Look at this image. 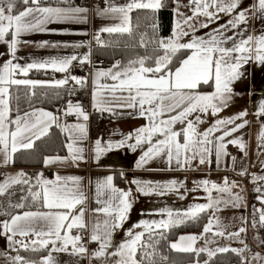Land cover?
Instances as JSON below:
<instances>
[{
  "label": "snow or ice",
  "instance_id": "1",
  "mask_svg": "<svg viewBox=\"0 0 264 264\" xmlns=\"http://www.w3.org/2000/svg\"><path fill=\"white\" fill-rule=\"evenodd\" d=\"M174 24L171 35L161 37L158 35V25L152 24L154 36L146 39V33L141 35L138 45L145 49V55H137L127 63L117 60L108 69H97L94 74V108L103 112H114L116 108L132 109V114L145 118L147 123L130 133L123 139L108 141L102 146L101 139L95 142L96 159L113 149L128 146L135 151L137 146L149 145L147 151L140 157L137 167L142 166L154 157L164 155L169 164L175 160L177 165L189 164L191 160L198 159L204 164L211 156L213 150L217 160L228 155L226 152L225 137L243 128L247 121L236 124L235 120L242 118L246 113H241L228 120L218 119L216 124L200 131L198 125L202 123V113L213 115L221 112L229 105L234 91L233 85L240 80L244 73L241 69L249 62L264 65V31L258 35L244 33L249 20V9L241 8L242 0H189L183 4L182 0H174ZM21 5L23 6L21 8ZM164 6L163 0H128L125 5H109L101 10V15L113 14L120 20L119 23L104 26L99 29L95 39L98 44L103 42L100 33H133L131 13L135 10H150L157 12ZM188 8L190 14L181 11ZM261 18H264V0H258L255 6ZM86 8H63L46 6L42 0H0V44L6 51H0V59L7 56L0 63V166H8L15 162V154L21 150H32L36 142L50 134L53 126L59 128L66 138L64 147L69 153L61 157L46 156L43 159L45 167L53 164H74L79 166V161L84 160V149L79 143L87 139V124L89 115L79 103L68 101L63 115H73L77 122L63 123L61 117L43 108H32L30 111H21L18 101L19 96L14 95L13 89L25 87L30 90V95L35 96L37 87H63L69 79L77 84L86 83V77L65 76L64 79L54 81H40L28 79L32 70L52 69L56 72L69 73L73 62H90L89 57L79 58L76 55L64 57H49L47 59L21 64L17 56L19 45L30 43L23 40L22 36L33 32L49 31L45 25L61 20H83L87 13ZM118 14V16H116ZM221 14L232 18L225 23L212 28L206 36H198L200 29H209L210 25L221 20ZM228 33H233L228 35ZM87 34V33H83ZM229 42L231 44L229 45ZM152 45L151 52H148ZM60 47L61 45L42 41L40 47ZM68 47L69 45H63ZM81 47L82 44L72 45ZM109 78L112 83H102V79ZM207 86L212 90L205 92ZM108 93L111 99L105 98ZM17 103L14 105L13 100ZM59 111V110H58ZM193 114H196L194 118ZM258 115H264V102L259 106ZM83 121V122H81ZM185 125L181 131L176 130V125ZM232 124L234 127L228 128ZM222 131L216 137L215 132ZM264 140V129L260 134ZM134 140V144L128 141ZM228 143L238 144L241 149L244 144L237 139ZM211 146V147H210ZM235 161V157L232 158ZM245 175L246 172H241ZM113 176H108L95 183V201L98 205L92 210L94 216H103L92 225L90 240L98 244L97 250L92 253L94 259L102 264H108V257H116L115 264H155L157 245L159 240L153 234L163 238V229L172 226L173 213L168 211V219L160 221H141L136 227L140 232L128 231V238L113 247V235L120 229L132 209L131 191H125L113 184ZM260 179H264L261 177ZM131 183L138 185L137 191L145 195L160 189H174L176 181L167 185L152 186V182L133 180ZM205 191L216 190L220 194H227L230 199L215 198L209 195V203L196 205L185 216L195 219L199 213L214 209L220 211V205L239 207L243 203L240 193H233L235 182L224 178L223 185H217L208 180L199 181ZM25 186L26 196L21 201L31 199L35 210L23 211L17 214H8L9 219L0 222V231L8 236L12 245H19L25 251L31 248L37 251L40 248L52 246L51 251L64 252L71 247L76 255L85 254L88 249L81 243V235H72L73 229L87 230L88 224L84 219L88 195L84 191L82 178L79 176H61L54 174L47 178L44 174L29 176L24 171L15 175H7L0 181V196L11 194L15 186ZM210 185V188L208 187ZM257 199L264 204V192L256 189ZM10 207L23 209L25 204L18 202ZM259 219L253 220V226L264 227V208L256 209ZM242 226L235 232L226 233L225 230H215L219 219L215 216L209 219L200 236H181L177 242L171 243L170 248L179 252L195 253L199 256L206 253L209 259L217 253L232 251L241 255L247 248L236 249L229 247H196L204 234L212 232L214 236L239 238L241 233L247 231V220L241 218ZM147 234V239L145 236ZM16 236L26 239L16 240ZM211 241H205L206 244ZM244 243L243 240L240 241ZM19 249H17L18 251ZM161 260L167 257L161 256ZM253 259H262L257 253ZM13 264H30L23 256L16 255L12 258ZM40 264H54L51 254L44 257ZM196 264H199L197 260ZM209 264V261H205ZM241 264H247L242 259Z\"/></svg>",
  "mask_w": 264,
  "mask_h": 264
},
{
  "label": "crops",
  "instance_id": "2",
  "mask_svg": "<svg viewBox=\"0 0 264 264\" xmlns=\"http://www.w3.org/2000/svg\"><path fill=\"white\" fill-rule=\"evenodd\" d=\"M127 2L128 0H65L64 2L43 3L46 6L52 7L86 8L88 9L87 13L79 14L81 17L86 16V22H84L82 19L79 21L71 19L54 21L45 25V27L49 30L47 32H33L22 36L23 40L29 41L30 43L19 45V50L17 52V56L20 58L19 62L21 64H26L32 62L33 60L41 61L49 57H64L71 55H76L79 58L88 56L90 61L94 58H102L94 56L95 48L99 45L107 43L109 39L111 40L114 38L113 34L118 33H100V39L103 42L102 44L96 43L95 37L99 29L104 26L117 24L120 22V20L114 17L113 14L101 15L100 12L109 5L122 6ZM182 3L188 4L189 0H182ZM257 4L258 0H242L241 8L250 10L248 12L249 20L247 25H241V28H247V31L244 33L245 36L249 34L258 35L264 31V18H261L259 12L257 11V8L255 7ZM174 7L175 3L173 0V9ZM181 11L190 14L188 8L182 7ZM116 16H118V14H116ZM221 17V20L216 24L210 25L209 29H200L198 32H196V35L206 36V34L211 31L212 28H216L219 24L225 23L227 20L232 18L231 16L224 14H221ZM83 33L87 34L85 35ZM171 33L169 35H171ZM232 34L233 33H228V35ZM169 35H164L161 37H167ZM42 41H49L61 46L40 47V43ZM77 44H82L83 46H72ZM230 44L231 42H229V45ZM63 45L69 46L65 47ZM0 51H6L5 46L2 44H0ZM136 56L137 55H133L127 58L119 57L116 60L110 62L103 58L105 62L94 67L91 73L88 75H81L75 69V65L79 63L76 61H74L70 67L69 73L56 72L50 68L47 70H36V73H33L35 72L33 70L30 71L27 78L40 81L51 82L54 80L64 79L65 76L87 78L86 83L83 84L87 85L88 87L87 96H85L82 101H71L73 104H81L89 115V120L86 122L87 139L79 143V146L84 149V160L79 161L78 167L71 163H57L45 167L44 163H42V165L30 166L17 164L15 162L13 164H9L8 166H0V169L2 170L0 181H2L7 175H15L20 171H24L28 173L29 176L33 177V182L35 174L41 172L47 178H53L54 174L56 173H59L61 176H79L82 178L84 191L88 195V201L84 213V219L88 224V229H73L72 235L82 236L81 243L88 249V252L83 254L80 258H85L87 264H102L100 260L94 259L92 257L91 254L97 250L98 244L90 240L93 223L97 219L101 221L104 219L103 216H94L92 212V210L98 206L94 196L95 183L97 180H103L104 178L111 175L114 178L113 184L115 187L125 191H131L132 209L128 214V218L124 222L123 226L114 233L112 241L113 247L109 249V251H114L116 245L128 238L127 233L129 230L133 232L142 231V228L136 227V225L141 221L167 220V213L168 211H171L173 213V220L175 223H178L187 218L185 214L194 206L209 203V195L214 198L218 192L216 190H211L210 193L209 191H205V187L199 183V181L202 180H208L210 182H215L217 185H223L224 178L227 177L229 182H235L236 184V187L232 189L233 193H240V195L243 197V203L239 207H232L231 204H221L219 206L221 209L220 211L211 209L206 224H208L210 218L215 216L219 219V225L214 227V231L221 230L225 225L226 220H229L230 226L232 227L234 226V223L231 222L236 221V219L232 218L231 215L233 213H238V211H242V209L246 208L247 206L248 224L250 229V192L253 187L259 186V184L264 180L260 179L261 177H264V140L260 139L261 131L264 129V120L262 119L264 118V115L257 114L259 112L260 104L264 102V65H260L255 62H249L241 69V71L244 73V76L234 83V95L226 108L215 115L211 113L199 114L201 115V120L203 122L198 125V129L200 131H206L207 129L212 128L218 119L228 120L229 118H235L239 116L241 113H246V115H244L242 118L236 119L235 123L240 124L244 121H247V124L238 131L233 132L232 135L225 137L224 143L226 144V152L228 155L222 157L220 160H217L215 151L213 150L211 156L206 159L204 164H200L198 159L191 160L190 163L186 165H177L175 160L169 164L166 156L161 155L154 157L142 166L137 167L140 157L145 151H147V148L149 147L147 144L137 146L135 151H133V149L128 146L120 149H113L112 151L102 154L99 160H97L95 154V142L97 139H101L102 146H104L108 141L116 142L123 139L130 133H135L137 128L147 123L145 118L140 117L138 114H132V109L116 108L114 112L101 113L94 108V92L96 90L94 85V74L96 70L98 68L108 69L117 60L127 63L129 59H132ZM7 58L8 57L5 56L3 59H0V63H3V60H6ZM101 82L108 84L112 83L109 78H104ZM83 85L77 84L71 79H69L68 84H66V86L69 87H80ZM202 90L205 92H210L212 89L205 86ZM105 98L111 99L108 93H105ZM40 108L60 116L63 123L72 124L77 122L76 117L73 115H67L71 117L70 120L67 121L65 119L63 111L66 108V105L58 108L57 110L48 107ZM195 115L196 114H193V117L190 118H194ZM93 120H104L118 123L123 127V131L120 134H108L93 137L89 132L90 123ZM175 127L176 130L181 131L185 125L177 124ZM227 127L231 128L234 127V125L229 124ZM213 135L218 137L222 135V131L215 132ZM233 139L240 140L244 144V148L241 149L238 144L228 143V141ZM128 143L134 144L135 142L132 140L128 141ZM231 148H234L235 151H231ZM56 155L64 157L68 156L69 153L66 150L65 153L47 154L46 156ZM233 157H235V161H233ZM231 171L236 174L232 178L230 177ZM242 171L246 172V174L241 175L240 173ZM241 176H245L246 181L242 180ZM133 180L152 182V186L154 188H156L157 185H167L170 181H176L177 185L171 190H162L160 188H156L155 191L145 195L143 192L137 191L139 186L131 183ZM121 182H125L127 186L126 189L120 187ZM208 187L210 188V185ZM245 191L246 194H244ZM12 192V205L18 202L25 203L27 201H21V197L27 195L25 186H15L12 189ZM224 195V197L230 199L227 194ZM10 197L11 196L8 195L0 196V222L9 219L8 214H17L22 213L23 211L35 210V207H26L23 209L10 207L9 205L11 202L8 201ZM254 203L256 207L262 206V208H264V204H261L257 197L254 198ZM5 207H10V209H5ZM251 227L258 232L256 239L261 245L264 246V230L255 229L253 226ZM202 233L203 230L200 232H183L176 239L172 240L171 243L177 242L181 236H200ZM3 235L5 234L0 233V237L4 240H7L8 236L5 235V237H3ZM244 236L245 235L241 233L239 238H233L240 241L243 240L245 242ZM208 237L217 239L221 238L220 236H214L212 232L204 234V238ZM224 237L228 238L227 235ZM204 238L200 241H203ZM14 239L22 240L26 238L16 236ZM198 243L199 241L197 244ZM235 244V242L231 243V245ZM18 247L19 245H16L15 250ZM49 247V253L45 255V257L51 254L50 251L52 246L49 245ZM68 250L69 252L67 253L66 258L75 259L76 254L73 253L71 247H69ZM246 251L249 252V249H246ZM116 259V257L109 256L108 264H115ZM29 262L30 264H40V262L37 261Z\"/></svg>",
  "mask_w": 264,
  "mask_h": 264
},
{
  "label": "trees",
  "instance_id": "3",
  "mask_svg": "<svg viewBox=\"0 0 264 264\" xmlns=\"http://www.w3.org/2000/svg\"><path fill=\"white\" fill-rule=\"evenodd\" d=\"M65 0H42V3H55L64 2ZM164 6L157 12L153 13L150 10H135L132 13L133 33L131 36L128 34H113L114 38L109 39L105 44L99 45L94 50L95 57L105 58L106 61H114L119 57L127 58L133 55H145V49L139 47L138 41L142 34H147L146 39L152 38L154 33L152 31V24L158 25V35H169L173 29V0H163ZM23 6L21 5V8ZM111 41V42H110ZM152 45H149L148 52L150 53ZM36 73V70H33ZM35 96L30 95V90L25 87L13 89L14 95L19 96V107L21 111H30L32 108L48 107L57 110L65 105L68 101H82L88 94L87 85L80 87H37ZM17 101L14 99L13 104ZM66 142L65 134L56 126L50 130V134L36 142L34 149L21 150L15 154V163L22 165L37 166L42 165L43 159L47 154H61L66 152L64 144ZM2 170L0 169V177ZM260 188L264 192V180L251 189V201L249 210V223L253 226L254 218L259 219V214L256 212V205L254 198L260 193L256 189ZM25 207H33L31 199L25 203ZM210 210L199 213L195 219L186 218L178 223L173 224L167 229H163L164 237L161 238L158 233H154L155 239L159 240L157 245V256L155 264H241L242 259H245L243 253L237 255L232 251L225 253H217L214 257L209 259L206 253H201L196 256L195 253L179 252L170 248L171 241L176 239L181 233L188 231L200 232L203 230ZM254 227V226H253ZM255 229L264 227L257 225ZM147 234L145 239H147ZM200 242V240H199ZM50 247L40 248L37 251H32L31 248L27 251L20 248V253L27 261L41 262L45 255L49 253ZM167 257L166 260H161L160 257Z\"/></svg>",
  "mask_w": 264,
  "mask_h": 264
},
{
  "label": "rangeland",
  "instance_id": "4",
  "mask_svg": "<svg viewBox=\"0 0 264 264\" xmlns=\"http://www.w3.org/2000/svg\"><path fill=\"white\" fill-rule=\"evenodd\" d=\"M244 194H246V191L244 192ZM13 192L11 190V194L8 196H11L8 201L11 202L10 205H12L13 203V198H12ZM224 194H216L214 196L213 199L215 198H223V199H227V197H224ZM245 200V198H244ZM259 207V206H258ZM256 207V209L262 208V206H260L259 208ZM5 209H10V207H5ZM232 218L236 219V221H233L231 223H234V226H230V222L229 220H226L225 225L222 227V230H225L226 233H230V232H235L237 231L241 226H242V221L241 218H246L247 220V231L245 233H243L245 236V242L244 243H240V240L235 239V238H226V237H221V238H213V237H208V238H204L203 241H200L197 244V248L199 247H208L211 249H216L218 247H229V248H236V249H241V248H245V245L247 246L246 249H249V252H247L246 250L243 252V254L245 255V258L247 260V264H264V246L261 245L257 239V231L254 230L250 225V229H249V224H248V214H247V206L246 208L242 209V211H238V213H233L231 215ZM258 230H260V228H257ZM1 234H4L3 232H0ZM241 235V234H240ZM3 237H5V235H3ZM205 241H211L210 243L206 244ZM235 242V245H231V243ZM240 243V244H239ZM253 245H256L258 248L262 249L259 250L258 248H253ZM15 246L16 245H12L9 243L8 237L7 240H4L3 238L0 237V264H13V260L12 258L16 255H21L20 253V248L18 247L17 249H19L17 251V249L15 250ZM52 249V248H51ZM252 251V252H251ZM69 252V250L64 251V252H58V251H50L53 260H54V264H87L86 259L85 258H80L83 254H79V255H75V259H67V253ZM251 252V253H250ZM259 254V257H261L262 259H253V257L256 254ZM65 256V257H64ZM94 264V263H93Z\"/></svg>",
  "mask_w": 264,
  "mask_h": 264
},
{
  "label": "built area",
  "instance_id": "5",
  "mask_svg": "<svg viewBox=\"0 0 264 264\" xmlns=\"http://www.w3.org/2000/svg\"><path fill=\"white\" fill-rule=\"evenodd\" d=\"M96 42V41H95ZM97 43V42H96ZM105 60L103 58H94L89 63H77L75 65V69L81 74V75H88L91 73L94 67H96L99 64H103ZM65 119L68 121L71 119L70 116H65ZM264 120V118H262ZM123 131V127L115 122L112 121H104V120H93L90 123L89 132L90 135L93 137H97L100 135H108V134H120ZM231 151H235L234 148L230 149ZM236 174L231 171L230 177H234ZM241 179L246 181L245 176H241ZM120 187L126 189L125 182L120 183ZM253 248H258L256 245H253ZM259 250H262L258 248Z\"/></svg>",
  "mask_w": 264,
  "mask_h": 264
}]
</instances>
